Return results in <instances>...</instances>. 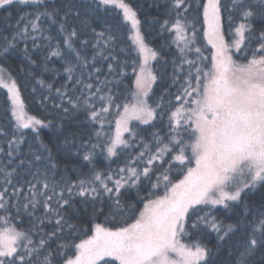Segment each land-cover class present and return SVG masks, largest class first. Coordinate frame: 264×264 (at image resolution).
Wrapping results in <instances>:
<instances>
[{
  "label": "snow or ice",
  "instance_id": "1",
  "mask_svg": "<svg viewBox=\"0 0 264 264\" xmlns=\"http://www.w3.org/2000/svg\"><path fill=\"white\" fill-rule=\"evenodd\" d=\"M20 7L26 11L15 25L0 30V89L7 90L14 121L11 132L0 128V264H217L224 249L226 264H264V202L246 203L249 194L264 189V0H167L170 20L160 26L176 50V91L167 109L149 104L158 78L150 61L158 53L146 43L141 7L91 0L82 15L63 0H0V10ZM115 9L121 13L115 26L97 31L89 23ZM201 13L209 56L197 46ZM122 30L131 31L142 62L133 67L135 90L118 102L108 76L124 75L127 66L116 55ZM36 52L44 54L45 71L53 58L64 64L60 87L35 81L47 89L40 106L50 105L57 122L26 111L22 85L9 71V58L22 53L36 64ZM80 113L96 140L80 145L90 171L75 182L57 179L40 131L62 129L65 119ZM165 115L164 136L154 132L150 143L139 136V125L155 126ZM30 134L39 148L28 143ZM64 143L76 146L75 137ZM132 151L116 169L96 167L100 155L111 164ZM174 172L182 178L174 181ZM130 192L135 203L126 199ZM238 206L243 213L233 222L220 217ZM81 213L88 229L72 222ZM100 216L105 223H95ZM23 217L27 229L14 222ZM116 221L121 226H106ZM213 236L215 248L205 242Z\"/></svg>",
  "mask_w": 264,
  "mask_h": 264
},
{
  "label": "trees",
  "instance_id": "2",
  "mask_svg": "<svg viewBox=\"0 0 264 264\" xmlns=\"http://www.w3.org/2000/svg\"><path fill=\"white\" fill-rule=\"evenodd\" d=\"M63 2L76 5L80 8L83 15L84 6L91 3V0H63ZM126 2L131 3L134 7L139 6L142 8L139 14L140 19L142 20V32L149 47L158 53L157 59L152 63L153 71L158 78L156 83L152 86V91L149 95V104L155 107L157 103H160L164 109H167L169 107V102L172 100L173 94L176 91V86H173L172 84V75L174 71L172 61L176 58V50L175 46L171 45L172 37L170 33L163 31L160 26L163 21L170 20V17L166 15L167 0H126ZM197 2H203V0H197ZM155 5H159V7H156ZM27 10L30 11V9ZM24 11H26V9L22 7L12 8L9 11L0 10V30H10V26L15 25L18 16ZM120 15L121 13L118 9L109 11L108 13L101 11L97 17L89 18V23L92 27L96 28L97 31H101L105 24L115 26L118 23ZM200 15L201 20L196 24L198 30L197 46L201 48L204 56H209L212 50L211 46L208 45L206 40L203 38V31L206 26L202 24V13ZM51 35L54 37L57 36L55 32H52ZM117 35L119 43L116 48V55L121 63L123 64L126 62L127 66L122 67L121 69L124 75H110L108 76V79L112 81L110 87L113 89V94L116 95L117 101L125 102L129 98L130 92L135 90L136 72H133V67L137 66L139 58L130 39V30H122L117 33ZM55 43L56 40H53V44ZM121 49H123V51H121ZM89 53H91V49H89ZM235 58L239 59L238 54ZM34 59H36L37 63L30 64V62L24 58L22 53H18L14 57L9 58V71L12 72L13 76L18 80V84L22 85L21 93L22 99L26 105V111H28L30 115L36 116L38 119L54 120V122H57L59 117L50 105L46 110L40 106L39 97L42 94H46L47 89L40 88L35 84V81L44 80L46 84L50 83L53 84V87H60V85L64 83V64L58 58H53L47 64L49 70L45 71L43 66L44 54L36 52L34 53ZM104 63L106 64L107 62ZM57 70H59L60 75H57ZM106 74L107 72L105 69L101 78H103V75ZM33 76L35 79H33ZM32 86L37 87V92L35 94L31 91ZM9 107L10 102L8 101L7 92L4 89H0V128L7 132L12 131L14 123V121L12 123L9 122L10 119H12L10 117V113L7 111ZM85 119V114L80 113L72 119H65L63 121L64 127L62 129L44 128L40 131V139L43 140V142L52 150L53 162L57 165V179L63 176L75 182L81 174H86L90 171V166L82 159L85 149L80 147V145L95 143L96 140L93 128L85 123ZM153 125L155 126L141 124L139 125V128L136 129L139 136L149 143L152 140V134L154 132L158 131L161 136L166 134L167 115H165L163 122L157 120L153 122ZM26 132L30 133V130H26ZM73 137H75L76 146H66L64 143L65 138L71 140ZM27 140L28 143L33 145L34 149L39 148V141L33 139L32 134L27 137ZM2 143L3 139H0V144ZM22 147L25 151H27V144ZM78 152L80 153L79 155H77ZM128 155H135V151L126 152L118 160L114 158L115 162L111 164H109V162L106 161L102 155H100L97 157L96 167L101 170H106L109 167L116 169L118 166H122L123 161ZM172 178L175 181L176 179L182 178V176H179L174 172ZM160 194H163L162 191ZM126 199L135 203L134 192H130ZM261 202H264V189H258L249 194L246 200V203L255 207H259ZM77 207H79V205H77ZM140 207H142V205H140ZM242 213L243 206H238L233 212L222 210L219 215L226 223H231L237 214ZM14 222L17 224L18 228L27 229L29 226V222L26 217L22 218V222H20V219H17ZM72 222L82 224L85 229L89 228L88 217L83 213H81L80 219L73 216ZM95 223H105L104 216L98 217L95 220ZM106 226L119 227L121 224L120 221H116L115 224L108 223ZM91 234L92 233L89 231L87 234L81 233L80 235L81 238H87V236ZM236 239L237 237H233V241ZM76 242L78 243L79 241L77 240ZM205 242L208 243L209 247L215 248L217 246V241L214 236ZM69 254H71V251ZM226 261L227 250L224 249L217 257V264H226ZM101 264H103V262H101ZM114 264H118V262H114Z\"/></svg>",
  "mask_w": 264,
  "mask_h": 264
},
{
  "label": "rangeland",
  "instance_id": "3",
  "mask_svg": "<svg viewBox=\"0 0 264 264\" xmlns=\"http://www.w3.org/2000/svg\"><path fill=\"white\" fill-rule=\"evenodd\" d=\"M119 10V9H118ZM130 36H131V31H130ZM134 46V45H133ZM134 49H135V46H134ZM135 51H136V53H137V55H138V58H139V60H138V64L137 65H139L141 62H142V56L137 52V50L135 49ZM152 63H153V61H150V64L152 65ZM137 72H138V68H137ZM153 86V85H152ZM4 90H6V89H4ZM6 92H7V90H6ZM26 131V130H25ZM107 259V258H106Z\"/></svg>",
  "mask_w": 264,
  "mask_h": 264
}]
</instances>
